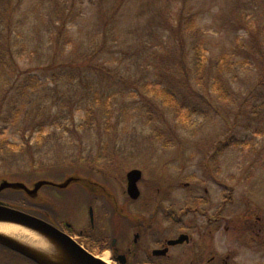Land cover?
Returning <instances> with one entry per match:
<instances>
[{"label":"rangeland","instance_id":"374dc122","mask_svg":"<svg viewBox=\"0 0 264 264\" xmlns=\"http://www.w3.org/2000/svg\"><path fill=\"white\" fill-rule=\"evenodd\" d=\"M113 1L13 0L11 3V10L6 12L10 30L2 34L6 38L5 43L11 46L3 49L8 59L10 50L13 65L6 63L0 67V140L11 146L0 150V178H4L12 188L1 190L0 200L7 199L10 202L7 206L32 214L37 212L42 215L44 213L39 210L45 209L46 219L66 222L73 226L74 232L86 226L91 203L96 205L97 212L107 207L110 209L105 210L108 233L114 228L119 238L132 231L133 226V230L139 227L149 236L147 247L153 248L156 242L173 238L180 232L177 222L180 215L177 214H180L185 202L191 207L193 200L187 199L189 189L182 186L204 182L202 187L207 186L209 190V202L205 205H211L210 215L211 210L221 204L226 192L219 216L229 222L227 226L224 223L221 225L220 219L216 223L218 227L211 229L209 237L205 234L208 230L205 220L191 215L183 217L184 223L194 224L192 226L198 227V232L202 233L199 236L200 248L211 253L215 258L213 264H225L224 257L228 258V264H264V131L260 129L264 126V43L254 42L256 46L253 48L246 44L248 31L255 28L256 19L264 15V0H123L115 21L113 19L107 28V37L101 42L102 45L107 44L104 57L112 68V76L101 80L95 70L99 59H90L85 63L75 60L90 55V47L84 49L93 29L91 25L100 12L110 13ZM63 4H66L67 10L71 5L74 7L69 14L73 19L70 18L67 23L59 20ZM180 9L184 10L183 19L191 15V22L170 34L167 28L161 26L172 20L177 22ZM163 17L165 22L162 24ZM62 22L63 35L58 39ZM114 22L118 25V38L110 29ZM94 32L96 38L104 37L101 32ZM178 34L181 38L179 49L173 42V38L179 41ZM4 37H1L0 45L4 43ZM63 37L68 39V43ZM53 40L55 44H60L56 50ZM194 43L198 47L197 53ZM83 51L87 54L81 53ZM196 54H199L201 62L198 63V71L195 70ZM163 57L172 67L166 71L165 86L157 84L163 79L155 61ZM101 59L104 60L103 56ZM180 60L187 75L177 72ZM72 64L79 72H84L83 78H79L75 87L72 85L64 92L62 83L52 85L51 90L64 94L65 97H62L67 101L74 88L80 95L84 84L92 87L102 83L94 94L112 98L109 94L116 93L115 100L111 101L113 110H107L113 118L102 122L103 116L97 112L92 124L85 130L77 129L63 135L69 141L79 138L80 148L62 140L50 147V139L45 137L41 140L43 147L35 149L36 139H28L32 156L28 152H20L17 148L23 145L19 129L22 123L15 124L12 119L2 120L10 109L11 97L15 96V86L20 78H24L16 73L30 72L37 83L47 87L52 84V73L67 72L65 67ZM174 68H177L174 74L169 72ZM204 73L206 77L200 81ZM119 74L127 78L125 84L116 77ZM178 82L188 88L180 89ZM140 84H154L153 88L157 90L168 88L172 96L184 101L187 109L175 116L165 103V107H160L161 123L159 116L144 109L149 95L144 99L138 98L137 92L129 89L140 90ZM107 90L113 91L107 94ZM62 97L60 99L57 95L46 101L48 113L57 114V104ZM194 106L192 125L182 128L180 122H183L184 114L188 115ZM121 108L123 115L120 114ZM23 110L24 107H21L19 113L22 114ZM78 114L77 110L75 116ZM80 117L81 114L78 115ZM158 128L168 135L172 130L176 131L178 144L174 148L160 149L158 141L162 144L163 136H156ZM226 134L229 135L228 140L234 136L245 142L244 145H226L213 161L199 155L191 157L196 152L191 151L194 143L190 142V136L197 141L198 147L203 148L211 142L227 138ZM59 146L61 151H56ZM47 148L48 151H43ZM66 150L74 157L67 159V154H63ZM78 153L80 158L75 157ZM100 153L105 157L117 155L112 159L113 165L109 162L106 166L100 160L88 162ZM75 159L79 162L71 163ZM203 160L210 168L218 167L217 171L199 168ZM130 170L141 172L137 201H130L126 194V174ZM222 184L232 191L227 189L224 192ZM249 232L256 233L257 242H246V239H251ZM212 241H215V248ZM193 244L189 246L196 245ZM232 251H235L232 253L234 256L229 258ZM14 263L13 258L0 251V264Z\"/></svg>","mask_w":264,"mask_h":264},{"label":"trees","instance_id":"16d2710c","mask_svg":"<svg viewBox=\"0 0 264 264\" xmlns=\"http://www.w3.org/2000/svg\"><path fill=\"white\" fill-rule=\"evenodd\" d=\"M19 1V0H18ZM123 0H114L110 6V13H105V12H100L99 17L97 18V20L94 22V24H92L91 26L93 27L92 32L94 31H98L101 32V35H103V38H96L92 32L89 33L88 35V40L86 39V47L84 50H87V47H90V55L88 56V54L83 51L81 53H86L87 56L86 57H81V58H77L75 61H78L80 63H85L93 60L94 59H99L100 63L98 64V66L95 67L96 72L99 75V78L101 80H105L106 78H108L109 76H112V71L105 60V46H107V44L102 45L101 42L102 40L105 38L106 33H107V28L109 27V24L113 21H115V16L117 11L119 10V4L122 2ZM258 2H260L261 0H257ZM13 2V0H0V39L1 37H4L2 33L7 32L10 30V20H8L6 17V12L11 10V3ZM61 7H63V9L60 12V19L59 20H63L65 21L64 23H67L69 21L70 18H72L70 14V12L72 13V9L74 8L73 5H71L69 7V9L67 10L66 4H63ZM241 7V6H240ZM180 11V12H179ZM178 11L177 16H180V19L178 20L177 18V22H174L173 20L170 22H167L166 24H164L163 26H161L162 28H167L168 32L171 34L172 32L174 33L176 29H178V27L182 26L184 27L186 24L189 25V22H191V15L188 16L187 18H182L183 17V9H180ZM180 14V15H179ZM73 19V18H72ZM112 19V20H111ZM162 24L165 22L164 17L162 18V20L160 21ZM60 31L58 32L57 36L59 37L58 39H61V36L63 35V22L60 24L59 27ZM110 29L112 30V32L114 33V36L116 38L117 34L116 32L118 31V25L115 22L114 24H112L110 26ZM194 28H192L193 30ZM94 30V31H93ZM181 30V29H180ZM178 30V32L180 31ZM83 31V30H82ZM82 31H79V33H82ZM103 31V32H102ZM182 32V30H181ZM95 34L97 32H94ZM175 36H177L176 34H174ZM8 37V36H7ZM107 37V36H106ZM63 39H65V42L68 43V39L66 37H63ZM69 39H71V37H69ZM178 40L176 41L175 38H173V42L177 43V49H179V46L181 44V38H180V34H178ZM4 43L2 45H0V67H2L1 65H4L6 63H10V65H13V61L12 58L10 56V50H8V56L9 59L7 58V54L5 52V50L3 48L9 49L11 48V46H9L8 44L5 43L6 38L4 37L3 39ZM254 42H258L260 44L264 43V15H260L259 19H256L255 21V28L250 29V31H248V41H247V45L251 48L256 46H254ZM54 43V48L55 50L58 49V46L60 45L58 42L57 44H55V41L53 40ZM257 43V44H258ZM69 44H70V40H69ZM245 44V45H246ZM244 45V46H245ZM264 45V44H263ZM193 48L195 49V53H197V44L194 43L193 44ZM248 48V47H246ZM63 49V48H62ZM83 49V48H81ZM181 50H179L180 52ZM248 52V51H247ZM250 53V52H249ZM169 53L167 52V55ZM251 55V53H250ZM101 56H103L104 60L101 59ZM90 57V58H89ZM168 58V57H167ZM249 58V57H248ZM184 59V56L182 57V60ZM250 59V58H249ZM182 60H180L179 64L182 63ZM156 64H157V68L158 70L161 72V76H162V81L157 83L158 85L160 84L161 86H165V81L167 80V76L168 74L166 73V71L170 68H172L171 66L168 65V62L163 58H161V60H159V58H157L156 60ZM195 70L198 71V69L200 68V66H198V63L201 64L200 62V58H199V54L195 56ZM252 60H250L249 62H251ZM216 65L218 64V61L215 62ZM9 65V66H10ZM215 65V66H216ZM247 65V64H246ZM67 72H59V73H52V84L49 86H45V85H41L39 83H37L33 77V75L30 72H24L23 74H19L16 73V75H23L24 78H20L19 79V83L17 86H15L13 93L15 94L14 98L11 97V100L9 101L10 104V109L8 110L7 116L3 117L2 120L5 121H10L11 119L14 121V123H18L21 122L22 125L19 126L20 132H21V138L23 140V145L25 143V147H19L17 149H19L20 152H28V154L30 156H32L31 154L32 152V148H30V142L28 141V139H36L35 143H34V149L35 148H42L43 147V143L41 142V140H43L45 137L50 139L49 142V146L52 147L51 145L56 143V141L58 140H62L64 142L69 141L67 138H65L63 135L65 133H68L70 131L73 130H77V129H81V130H85L87 127L90 126V124H92L94 117L97 116V112H100L101 115L103 116V120L102 122H104L105 120H109L110 118H113V116L111 117L108 114V108L111 109V111L113 110L112 108V104L111 101L115 100V94L114 92H111V97H100V96H96L94 94V92H96L100 87H102V83L97 84L96 86H89L88 83L84 84L80 90V95L77 93L76 89L74 88V93L70 96H68V100L64 101V98L62 97V95L65 97L64 94H58V92H54V90H51V86L52 85H56L58 83H62V88H64V91L67 90L68 87L72 88V85H74L77 83V81L83 78V74L84 72H79L78 69L72 64L71 66L65 67ZM177 68H174L172 70H169V72L174 74V71ZM205 70V69H204ZM203 70V71H204ZM206 70H208L206 68ZM195 71V72H197ZM177 72H181L184 75H187V71L186 68L183 67L182 64H180L179 69L177 70ZM208 72H210V69L208 70ZM206 73V72H205ZM202 75L200 79L204 80V78L206 77V75ZM215 75L211 72V74H213L215 76V78L218 79V75L216 76V72L214 71ZM197 74V73H196ZM15 75V76H16ZM198 75V74H197ZM21 76V77H23ZM118 79H121L123 81V83L125 84V82L127 81L126 77H121V74H119L118 76H116ZM121 77V78H120ZM220 77V76H219ZM187 78H184V80H186ZM107 80V79H106ZM216 80V79H215ZM183 81V80H182ZM217 82V81H215ZM221 83V82H220ZM222 84V83H221ZM100 85V86H99ZM157 86V85H155ZM154 87V84L147 86V85H143L140 84V90L135 89V88H129L131 89V91L135 92L137 94V97H141L142 99H144V97L146 95H149V101L146 102V105L144 107V109L147 110V112L149 113V110L152 111V113L154 114V116H159V120L161 121V123L163 122V118H162V110H160V107H165V103L167 104V106L172 109L173 114L176 116L177 114H181L183 113V110H186L187 107L184 104V101H182V99H179L177 97H174L170 94V91L168 88H162L161 90H157ZM178 87L181 88H185L187 89L188 86L183 85V83L178 82ZM108 91H113V90H107V94ZM55 94H53V93ZM58 95V98L62 100L57 104V114H51L48 113L47 108L45 106L46 101L50 100L52 98H55ZM154 96V97H153ZM261 106V104H260ZM21 107H24L23 113L20 114L19 113V109ZM148 107V108H147ZM25 108H30V109H25ZM229 108V106L227 107ZM78 110L79 114H81V117L78 118V115L75 116V112ZM121 111V115H123L124 110L121 108L119 109ZM14 112V114H13ZM195 114V106L192 107L189 110V114L186 115L184 114V117L182 118L183 122L181 123V127L185 128V127H189L192 125V118ZM22 115V117H21ZM120 115V116H121ZM100 116V115H99ZM107 124V122L105 123V125ZM225 127L227 128V126L225 125ZM230 127V125L228 126ZM245 127H247V124L245 125ZM260 127V124H259ZM45 128H47L48 133L46 134L45 132ZM26 129L29 130V133L26 134ZM260 129H263L264 131V126H261ZM54 130L57 132H54ZM104 131H107L106 128L103 129ZM159 132L157 131L156 136H160L162 135L163 138L162 140V144L160 143V140L158 141L159 143V147L160 149L162 148H167V147H172L174 148L177 144H178V139L176 138L177 135L175 133H177L176 131L172 130L171 134L168 135L166 132H164L162 130V128H158ZM60 131V132H58ZM56 133V135H55ZM77 134V133H74ZM190 134H192V131H190ZM227 140H222V138L218 141L215 142H211L210 145L208 147H198V143L196 140H193L194 137L190 136L191 139V143H194V148L191 149V151L196 152V154L191 155L192 158H194L195 156L199 155L202 156L203 159H207L209 157V159L211 161H213L216 155H218L220 153L221 150V146H223L224 144L227 146H230L231 144L234 146H238L240 143H244L241 140H239L237 137H231L228 140L229 135H227ZM27 139V140H26ZM72 144H75V147H79V144L81 143L79 138H73V141H69ZM4 144L6 147H4ZM249 145V144H247ZM251 145V144H250ZM8 146H11L10 143L8 144L5 141L0 140V150H6ZM25 148V149H24ZM62 147L59 146L58 150L56 151H61ZM116 150V149H114ZM43 151H48V148L46 150ZM112 152V151H110ZM114 152V151H113ZM63 154H67V159L69 158H73L74 154L72 156V154H70L69 150H66L65 153ZM80 154L78 153L75 157L80 158ZM96 157L93 158L92 160H89L88 162H95V161H101L104 165L109 166V162H112L113 165V160L115 159V157L117 155L114 156H109L105 157L102 153H100L99 155H95ZM211 156V157H210ZM202 158H200L202 160ZM204 161V160H203ZM207 161V160H206ZM79 161L77 159H75V162H71V163H78ZM87 162V161H86ZM69 166H71L70 164H67ZM74 165V164H73ZM205 168L206 167V162L204 161L203 165L202 163H200L199 168ZM216 167V166H215ZM218 168V167H217ZM4 202H9L7 199H4ZM10 203V202H9Z\"/></svg>","mask_w":264,"mask_h":264},{"label":"flooded vegetation","instance_id":"af4514ba","mask_svg":"<svg viewBox=\"0 0 264 264\" xmlns=\"http://www.w3.org/2000/svg\"><path fill=\"white\" fill-rule=\"evenodd\" d=\"M208 196L209 190L206 187H203L202 190L194 192L191 196V198L193 199L191 201L192 206H189V208L186 209L185 205L188 204H186L185 202L182 205V212L180 211V214H177L180 215L178 218L179 220L177 219V222L179 223V231L184 233H176L174 236H172L173 238H164L159 242H156V240L155 242L157 243V245H154L153 248L152 246L147 247V240L149 239V236H146V234L143 233L139 227L133 230V226L131 228L132 231L126 233L125 236L121 235V237L119 238L115 235L116 231L114 228L110 230L111 234L108 233L109 226L107 225V220L105 217L106 211H110V209H107V207L104 208V210L99 209L97 212L95 210L96 205L89 206L88 222L81 231L74 232L72 228L73 226L67 224L66 222H61V224L65 227L64 232L71 237V240L82 247V249L99 259L102 258V255L108 254L110 257V262H113L112 264H213V260L215 258L211 256V253L209 251H206L205 248H200L201 246H199V236H201L202 234L201 232H198L200 231L199 228L192 226L194 224L187 222L184 223V221H182L183 217H187L189 215L194 216L198 219L205 220L208 229L206 230L205 234L206 236L210 237L212 233L211 229L215 228L216 223L218 222L220 211L222 209L221 206H224V200L227 197V194H225L223 199H221V204L211 210V215V205H205L207 202H209ZM200 205L202 206L199 207ZM90 211L92 219L90 218ZM174 212L177 213V211ZM43 215L47 217L46 213H44ZM213 216L215 217L213 218ZM48 219L49 221H51L50 218ZM53 221L59 223L58 220ZM73 232L76 235H73ZM183 235H185L187 238L183 243L177 245H169V242L176 241L180 236ZM248 237H251V239H246L247 243L257 242L256 233H251ZM78 239L83 240L78 241ZM212 242V245L214 246L215 241ZM230 242L231 238L228 240L229 245L231 244ZM189 243H195L196 245L190 247ZM170 250L173 251L170 252ZM233 252L235 251L230 252L229 258H233ZM9 257L14 259V264H36L15 253L9 254ZM224 259L225 264H228V258ZM231 261L232 260H230V262Z\"/></svg>","mask_w":264,"mask_h":264},{"label":"water","instance_id":"95a60500","mask_svg":"<svg viewBox=\"0 0 264 264\" xmlns=\"http://www.w3.org/2000/svg\"><path fill=\"white\" fill-rule=\"evenodd\" d=\"M140 177V173L137 171H133L128 174L127 180H128V189L127 192L132 198L137 197V190L135 183L138 181ZM17 185V184H16ZM8 187L12 188V185L3 182L0 186V191L4 189H9ZM0 222H7V223H13L16 225H20L23 227H26L28 229L34 230V231H42L44 234H46L51 240L56 241L62 245L64 250L67 251L69 255L74 259L76 264H103L101 261L94 259L87 253L83 252L76 244H74L70 239L67 237H64L60 233H56L55 229H51L49 225H47L45 222L34 218L32 216H29L25 213L16 211L14 209L7 208L5 206L0 205ZM47 228V229H45ZM182 241V238L179 240V242ZM0 245L4 246L6 248H9L13 251H16L20 253L21 255L37 262L40 264H51L50 261L42 259L40 257L35 256L34 254L30 253V251L26 250L24 247H22L20 244H17L13 241L8 240L7 238L4 239L0 236Z\"/></svg>","mask_w":264,"mask_h":264},{"label":"bare ground","instance_id":"6f19581e","mask_svg":"<svg viewBox=\"0 0 264 264\" xmlns=\"http://www.w3.org/2000/svg\"><path fill=\"white\" fill-rule=\"evenodd\" d=\"M35 208L36 207H34V209ZM45 220V223L49 225L51 229H55L56 233H60L64 237H67L71 240V237L64 232L65 227L61 224L62 221H58L59 223H56L53 220ZM0 236L4 239L7 238L10 241L20 244L26 250L30 251V253L50 261L51 264H76L71 255H69L67 251L64 250L60 243L51 240L42 231H34L13 223L0 222ZM97 259L103 264L113 263L110 262L109 255L104 256L101 259Z\"/></svg>","mask_w":264,"mask_h":264}]
</instances>
